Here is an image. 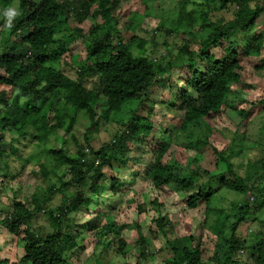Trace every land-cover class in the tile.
<instances>
[{"label": "trees", "instance_id": "trees-1", "mask_svg": "<svg viewBox=\"0 0 264 264\" xmlns=\"http://www.w3.org/2000/svg\"><path fill=\"white\" fill-rule=\"evenodd\" d=\"M190 1L179 0L178 15L165 30L180 31L184 35L190 31L200 33L199 40L194 44L184 40L178 52L181 63H170L165 68L155 58L157 44L154 42L135 36L125 41L120 32L113 36L112 31L118 25L116 9L122 0H0L3 15L15 2L19 6L18 15L10 25L6 24L11 33L0 50V85L3 87L0 122L4 127L17 130L14 140L24 139L37 146H47L40 170L45 177L51 175L60 182L58 188L55 183L49 185L50 194L61 192L63 195V203L57 208L50 207L49 199H40L33 193L27 200L14 198L12 205L2 211L0 225L24 242V264H77L78 247L86 242L85 232L95 242V264H107L110 258L125 256L129 241L121 231L128 224L106 221L103 204L107 203L108 196L102 198L108 194L119 196L121 200L129 195L121 178L110 176L109 171L127 168L135 143L147 144L146 153L150 155L147 177L155 189L165 193L166 186H177L185 193L183 202L188 210L205 207L204 225L215 233V242L210 243V248L206 247L203 235L189 234L181 243L168 240L173 251L168 264H264V231L251 244L246 258L241 252L249 248V239L239 235L240 226L249 219L257 220L258 212L264 208V184L258 186L259 193L253 200L246 196L232 207L214 208V198L220 191L245 196L252 183L234 173L229 156L210 141L212 132L217 131L211 126L212 120L225 106H230L228 96L235 92L234 85L242 86L243 92L252 86L243 74L246 65L264 70V26L259 22L264 17V0H216L217 10L235 7L228 21L213 19L206 10H190ZM145 12L152 11L147 8ZM71 19L80 24L92 21L84 37L81 27L74 28L88 50V56L76 67L74 75L49 64L67 50L69 41L60 40L57 34L69 28ZM199 20L201 23L197 24ZM137 24L135 21L130 27L135 29ZM167 51L171 53L170 49ZM159 87L161 90L157 93H166L167 97L158 110L161 119L155 122L152 116L157 103L152 96ZM249 101L264 110V95L252 100L247 96L240 103ZM240 103L231 105V110L238 109ZM146 106L147 115H142ZM172 110L176 113L169 120L167 117ZM123 111L130 115L127 123L114 134L111 143L95 149L91 133L99 129L103 121H109L111 115ZM79 113L88 120L83 141L75 131ZM238 114L245 125L248 111L241 109ZM203 131L205 134L201 137ZM239 132L237 129L236 135ZM260 133V139L253 144L257 148L264 146V125ZM58 139L60 146L54 143ZM175 142L197 154L211 146L225 171L213 172L200 165L189 166L186 172L173 170L180 163L171 164L165 157L172 156ZM8 145L15 154L19 151L15 144H9L5 133L0 132V158L9 155L4 151ZM20 158L24 169L28 161ZM191 159L200 163L196 155ZM131 174L138 173L132 171ZM71 187L75 188L73 193H64ZM132 203H136L139 233L135 242L139 248L137 261L146 264L151 240L145 235L139 218L146 217L149 205L137 202L135 197L128 201L130 206ZM150 203L154 211L159 212L150 224V228L156 226L150 233L157 240L161 235L168 236L174 214L161 213L166 206L162 197L153 196ZM90 209L94 212L91 218L83 223L76 221L78 214ZM214 212L222 214L221 223L215 226L208 222L209 214ZM40 213L47 215L50 221L46 231H36L29 226ZM226 227L231 231L229 237L225 235ZM205 251L208 259H205ZM8 261L0 255V264H8Z\"/></svg>", "mask_w": 264, "mask_h": 264}, {"label": "rangeland", "instance_id": "rangeland-1", "mask_svg": "<svg viewBox=\"0 0 264 264\" xmlns=\"http://www.w3.org/2000/svg\"><path fill=\"white\" fill-rule=\"evenodd\" d=\"M178 2L179 0H122L116 9V14L118 13L119 16L117 17L118 25L115 26V29L112 31L113 36L120 32L125 41L135 36L140 40L154 42L157 44V47L154 49L156 54L155 58H157V61L161 62L165 68H168L170 63H181L182 60L178 52L184 45V40H189L193 44L197 43L200 33L195 34L190 31L187 35H184L180 34V31H166L178 15ZM206 2L213 3V5L209 7L205 4ZM190 3V10H206L213 19L228 21L233 17L235 12V7H231L227 10H217L216 0H191ZM18 7V2H15L12 8L18 10ZM147 8L152 12H145ZM2 20L4 21L1 22ZM135 21H138V24L135 29H133L130 26ZM259 22L263 23L264 26V17L259 20ZM200 23L201 20H199L197 24ZM6 24L7 17L0 14V50L11 33L9 26ZM91 25L92 21L90 20H85L81 24L77 20H69V28L57 34L60 40L69 41L67 50L61 58L58 57L57 59L52 57L53 60L49 64L55 66L57 69L64 70L70 75H74L76 67L88 56L86 45L82 38L79 36L77 37V31L74 30V28L76 26L81 27V33H83L82 37H84L88 34ZM74 37H77V39L74 40ZM57 45H59V43H57ZM167 49H170L171 53H168ZM71 64L73 66H71ZM243 74L246 81L252 86L247 89L245 88L246 92H243L241 91L242 86L234 85L235 92L230 93L228 96V103L230 106L235 103L239 104L241 99H246L247 96L252 100V98L257 99L264 95V70H255L254 67L246 65ZM2 88L3 87L0 85V90ZM158 90H161L160 87L155 90L152 96V100L157 103V109L152 116L155 122L161 119V116L158 115V110L160 109L164 97H167L166 93H157ZM230 106H225L212 120L211 126L217 128V131L215 130L212 132L210 141L219 150L225 151V154L229 156L233 172L249 179L252 183V187L245 196L237 195L233 191H220L215 196L212 204V206L217 209H226L236 205V203L239 204L246 196H249L250 200H253L259 193L258 186H261L262 183L264 184V146H259L258 148L255 147V145L253 146L255 141L259 140L261 137L260 130L264 125V110L260 105H253L250 101L248 103H240V107L236 110H231ZM241 109L248 111V120L245 125L241 123V117L238 114V110ZM147 111L148 107H143L141 114L147 115ZM175 113L176 112L172 110L167 118H169V120L173 119ZM129 117V113L123 111L122 113L111 115L109 121H103L100 128L91 133L92 146L98 150L105 144L111 143L114 134L120 130L121 126L127 123ZM87 127L88 120L83 114L79 113L75 131L81 141H83L84 131ZM237 129L240 131L239 135H236ZM0 132L5 133V137L9 144L13 143L19 148V151L15 154L11 151L10 145L6 146L4 151H7L6 153L9 155L0 158V220L2 211L11 206L13 199L16 197L22 198V200L25 197L27 200L28 197L34 193L38 195L40 199H49L50 207L57 208L61 205L63 203L62 193L57 192L55 195H52L49 191V185L55 183V187L58 188L60 182L54 176L51 177L50 175L49 177H45L40 170L41 163L47 152V146H37L34 142L28 143L24 141V139H21L20 142L14 140L13 138L18 134L17 130L12 129L10 126L4 127V124L1 122ZM204 134L205 131L201 133V137L204 136ZM54 143L60 146L61 141L58 139L54 141ZM133 145L132 143L130 147H133ZM134 146L133 149H135V152H133L134 155H132L133 157L130 162H128L129 165L127 168L122 170L116 168L109 171L110 176L113 177L118 175L121 178L124 182V190H127L128 192L126 193L129 195L127 197H122L123 199L121 200H119V196L108 194H105L102 198L106 199V196H108V199L105 200L107 203L103 204L106 215L105 220H116L117 223L122 224L126 222L128 224L127 227L121 231V234L129 241L125 256L110 258L107 264H138L139 248L135 245L139 234L136 227V203H132L131 206L128 204V201L133 197L137 199V202H146L149 205L146 217L143 215L139 218L140 225L145 235L151 240V252L146 264H168L173 258V251L171 247H169L170 245L167 241H178L177 243H181L183 237L189 234L197 236L203 235L206 237V247L210 248V243L215 242V233L210 227L206 228L204 225L205 207L203 206L201 209L195 211L188 210L186 204L183 202L185 193L173 184L165 187V193L163 191H157L147 177V168L150 163L149 152L146 153L147 144L135 143ZM230 146L232 147L230 148ZM137 152L138 154H136ZM172 153V156L168 154L165 157V161L171 160V164L178 161L180 165L173 167L175 171L186 172L190 169L188 168L189 166L192 168L197 165L202 166L204 169L213 170V172H222L226 169L224 165L218 164L217 155L209 145L205 147L203 153L197 154L196 151L185 149L178 142H175ZM195 155L199 158V164L192 162L191 158ZM20 156L28 161L24 169H22L23 162ZM132 171H137L138 174L136 176L132 175ZM16 174L17 176H15ZM13 176L15 177L13 178ZM74 190L75 188L73 187L67 188L64 193L71 194ZM153 196L162 197L166 202V206L161 210L162 214H174L172 217V224L168 227L170 228L168 236L161 235L157 240L153 239L150 233V229L156 227L152 226V228H150L152 218L159 213L158 209L154 211L153 206L150 205V200ZM93 214V210L90 209L85 213L78 214L76 221L83 223L91 218ZM257 216V220L249 219L239 228V235L249 239V248L241 252L245 258L250 255L251 244H254L261 232L264 231V208L258 212ZM209 217L208 222L210 225L215 226L221 223V213L214 212L209 214ZM232 221L233 219L228 221V226ZM29 226L36 231H46L50 228V221L47 215L40 213ZM225 232V235L229 237L231 231L228 227L225 228ZM83 237L86 238V242L78 247L77 264H95L96 255L93 250V243L95 242L88 232L83 233ZM23 246L24 242L19 236L7 233L4 227L0 225V255L9 260L8 264H24ZM159 248L162 249L159 250ZM206 253L207 251H205L204 256H206ZM208 258L207 256L205 257V259ZM143 263H145V261H143Z\"/></svg>", "mask_w": 264, "mask_h": 264}, {"label": "clouds", "instance_id": "clouds-1", "mask_svg": "<svg viewBox=\"0 0 264 264\" xmlns=\"http://www.w3.org/2000/svg\"><path fill=\"white\" fill-rule=\"evenodd\" d=\"M4 15L7 17V24L10 25L13 17L18 15V10L16 8L5 9Z\"/></svg>", "mask_w": 264, "mask_h": 264}]
</instances>
